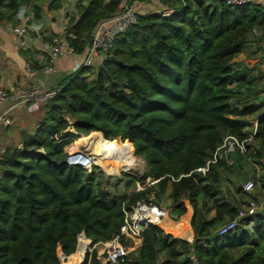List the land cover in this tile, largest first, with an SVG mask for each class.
<instances>
[{
    "label": "trees",
    "instance_id": "16d2710c",
    "mask_svg": "<svg viewBox=\"0 0 264 264\" xmlns=\"http://www.w3.org/2000/svg\"><path fill=\"white\" fill-rule=\"evenodd\" d=\"M146 1L79 0L61 33L40 34L44 41L62 38L82 54L100 21L114 16L123 2ZM158 1L169 14L138 13L96 70L80 66L49 88L59 91L46 103H35L43 114L34 130L20 132L19 144L2 149L0 264H60V257L69 258L66 264H101L95 250L75 256L85 246L82 241L80 247V234L92 245L108 242L120 233L125 209L140 201L161 206L167 193L173 222L188 220L187 202L192 207V240L148 223L140 245L118 264H264L263 209L218 233L247 205L250 199L242 195L258 201L238 184L233 193L220 190L222 172L251 155L249 145L231 164L219 160L199 171L225 136L248 134L249 122L242 118L264 105L233 103L241 88L251 90L246 78L251 68L235 70L233 60L246 51L249 35L257 45L264 42V5ZM44 7L57 10L61 0H0V23L18 25V12L25 9L32 13L31 25L41 20ZM22 52L30 60V51ZM46 62L29 66L42 71ZM256 121L252 141L258 160L264 157V112ZM91 132H101L118 152L132 149L143 158V176L130 177L142 190L110 195L99 187L98 166L88 171L67 163L65 148L71 144L68 151L76 152L78 139ZM120 241L129 246L124 236Z\"/></svg>",
    "mask_w": 264,
    "mask_h": 264
},
{
    "label": "built area",
    "instance_id": "2783aa9c",
    "mask_svg": "<svg viewBox=\"0 0 264 264\" xmlns=\"http://www.w3.org/2000/svg\"><path fill=\"white\" fill-rule=\"evenodd\" d=\"M227 5H241L245 3H256L257 0H223ZM164 15L169 14L170 11H163ZM137 10L135 6L130 2H123L121 10L114 16L100 21L93 30V37L91 43L86 47L83 52V58L79 61L74 69L80 66H91L94 56L97 53L105 54L113 45L115 39L129 27L137 22ZM17 17L20 23L18 25H7V30L12 32L18 39L19 44L22 47L27 46L26 35L31 31V26L28 23L32 20L33 16L31 12L20 9ZM38 39L42 42L45 48L48 49L49 59L45 66L42 68V72L51 74L56 71L54 61L59 58H65L74 53V50L68 43L59 37H53L51 41H44L43 35L39 34ZM29 62L26 65V70L30 75H34L36 71L29 66ZM59 91V88L42 90L40 87L31 86L28 88H19L15 91L14 95H10L7 90L0 87V105L5 101H12V107L24 106L32 103H46L52 99ZM9 108V109H10ZM9 109L0 111V129L8 127L12 124V119L9 116ZM256 124V123H255ZM256 132V127H253L251 135L247 134L243 139H239L233 135H227L223 138L222 143L216 148L212 157L206 162L203 168L199 171H206L211 163H216L219 160H224L226 163L231 164L233 162V155L235 153L244 154L248 150V145ZM2 149H0V153ZM68 153V152H67ZM87 157L82 151L75 153H68L67 163L70 165H80L88 171L91 169V164H88ZM152 184V183H150ZM136 190H142L143 186L139 182L136 183ZM244 191H253L255 184L253 180H248L242 185ZM257 205L255 200H248L247 205L241 208L237 216L226 222L219 228V235H224L228 231L234 229L237 222L242 217L252 215L256 212ZM156 215L161 218L163 215V208L150 205L145 202H136L128 209L124 210V222L120 227V233L113 237L112 240L101 243L104 246L105 262L104 264H118V261L125 257L127 253L123 247L120 236H124L126 239H139L140 232L143 227L148 223H154L151 221L152 216Z\"/></svg>",
    "mask_w": 264,
    "mask_h": 264
},
{
    "label": "crops",
    "instance_id": "0c3cea01",
    "mask_svg": "<svg viewBox=\"0 0 264 264\" xmlns=\"http://www.w3.org/2000/svg\"><path fill=\"white\" fill-rule=\"evenodd\" d=\"M256 3L264 5V0H257ZM133 5L136 6L135 2H133ZM144 8L146 7L144 6ZM74 12V5L68 7L65 0H61V7L57 10L49 11L46 7H44L41 20L33 21L30 25L31 31L25 37L27 43V46L25 47L20 46L19 39L12 32L7 30L6 27L9 24L0 23V87L7 90L10 95H14L15 91L19 88H28L31 86H37L42 90H45L54 87L67 73L74 70L76 64L82 60L84 53H73L65 58L57 59L54 61L56 71L51 74H46L35 68V70H37L36 73L34 75H30L26 70L28 61L31 62L33 66H35L36 63L40 67L48 59V49L45 48L42 42L38 39V35L41 32L45 35L50 32L61 33L67 21V17L72 16ZM138 13H148V11H138ZM248 40L251 41L248 42L246 48V52H249L246 61L249 64L244 66L243 69L251 68L250 73L257 70V73H259V75H257L258 81L262 79L261 82L264 83V67H262L264 66V42L257 45L256 42L253 41V35H249ZM26 49L30 51V60L27 59V53H25V55L24 52H22ZM242 54L244 53H241L238 56H241ZM103 58V53H97L94 56L93 63L91 65L93 70H96ZM233 62L234 64H237L239 61L235 58ZM241 66L242 64H237L235 69L241 70ZM250 76L254 77V75L251 74ZM263 94L264 92H260L251 99L255 100L256 97V99H258ZM11 105L12 101H5L2 105H0V111L9 109ZM263 107L264 105L262 108ZM42 114L43 107L40 104H27L24 106L10 108L9 116L12 119V124L8 127L0 129V148L4 149L5 145L11 143L19 144L20 132L33 131L37 120ZM255 123L257 124V121H255ZM187 204L189 203L187 202ZM189 205H186V211L190 207L192 217L193 209ZM160 207H162V205ZM189 233L193 234L191 226L190 231L187 234ZM82 236L87 239L84 234ZM88 240L89 241L86 242V244L91 242L90 239ZM140 243L141 238L137 239L135 249L140 245Z\"/></svg>",
    "mask_w": 264,
    "mask_h": 264
},
{
    "label": "rangeland",
    "instance_id": "374dc122",
    "mask_svg": "<svg viewBox=\"0 0 264 264\" xmlns=\"http://www.w3.org/2000/svg\"><path fill=\"white\" fill-rule=\"evenodd\" d=\"M208 2H213V3H219L220 0H207ZM79 2V0H65V3H67L68 7L74 5V9H75V5L76 3ZM144 2H135L136 6V10L138 11H150V12H158V11H168L165 10L166 8H163L164 6L161 5V3L158 0H148L146 1L144 4H141ZM144 6L146 8H144ZM162 11V12H163ZM249 42V41H248ZM251 42V41H250ZM247 47V46H246ZM244 54H242L241 56H237L236 59L237 61H239L237 64H242V66L240 67V69H243L244 66H246L247 64H249L246 60H247V55H249V52H242ZM237 64L233 65V68L235 69V66ZM264 67V66H262ZM248 69V68H247ZM236 70V69H235ZM254 75L253 76H250ZM257 75H259V73H257V70L254 71L253 73H249L246 75V78L248 80H250V84L247 85L248 87L251 88V90H245L244 88L240 89V94L236 95L233 98V103H237L239 106H242L244 103H248L251 104L252 103H257V102H261L264 100V94L256 99H251L254 95V93H258V90L261 88H263L264 83H262V79L258 81V77ZM260 93V92H259ZM244 94H247L244 96ZM238 101V102H237ZM35 104V103H32ZM264 112V107L259 110L257 112V114ZM257 114H253L250 116H245L242 119H244L245 121L249 122V125L246 127V132L251 135L253 128L252 127H256L255 124V118L257 116ZM253 125V126H252ZM28 132V131H27ZM31 132V131H29ZM81 137V136H80ZM82 139V138H81ZM79 141V139H78ZM118 141V140H116ZM106 142V147H107V151L108 154L111 157V160L114 164H116L117 166H123L125 163V160L127 158V155H130L131 157H133L134 159H136V165L134 167H126L123 166L118 174L116 175H111L108 173V171L105 169V167L103 166L101 159H99L98 157H94L91 160H88V164L92 165H96L98 166L101 170V172L99 173V187L104 189L106 192H108L110 195L112 194H124V193H129L131 191H133L134 189L137 188L136 184L133 181H130V177H133L134 179L136 177L140 178L141 176H143L144 172L147 169V164L146 162L143 160V158L141 156L135 155L132 149H129L126 153H120L116 150V146L114 143H112L111 141H108L105 139ZM119 142V141H118ZM80 144V141L78 142V146ZM71 145V144H70ZM70 145H68L65 149L66 151H68V147H70ZM83 149V148H82ZM78 151V150H77ZM76 151V152H77ZM68 153H75V150L72 148V152ZM130 153V154H128ZM249 153H252L251 155L247 156L245 159H241V161L237 160L234 164L232 163L233 168L230 171H226L224 170L223 173V182L221 185V192L223 193H228V191L230 192H235V184L237 185H241L246 183V181L248 180H253L255 182V188L252 191L253 196L256 195L258 197V201L256 202L257 205V211L262 210L263 209V213H264V205L262 204L261 206V202L264 203V188H262V183L264 182V157L262 159H256L254 157V153H255V146L253 141L251 140L249 142ZM115 156H118V158L120 159L119 161H116ZM241 165V166H240ZM137 182V181H136ZM147 182V180H146ZM147 184V183H146ZM169 191V188H168ZM168 193L165 194L164 198L162 199V208H165L168 215L170 212V201L167 198ZM241 196H238V199ZM243 199H251L250 197L252 196H243ZM186 202V201H185ZM261 206V207H260ZM213 213L209 214L212 215ZM170 219H167V214L165 212V210H163V217L160 219L159 226L162 227V229L166 230L168 233H172L175 237H181V238H186V239H190L192 240L193 234L189 233L190 231V226L189 225V221L191 216L189 217L188 220L185 221H181L180 223H176V226L173 227V219L172 217L169 215ZM129 241V246H124L123 247L126 249L125 252L127 253L126 256H129L130 253L135 249V245L137 242V239L135 240H131L128 239ZM82 241H85L86 244V240L83 238V236L81 237V242H80V247L82 245ZM79 247V249H80ZM95 250L97 253V257L99 258V261L101 264H104L105 262V251H104V246L100 243V244H96V245H92L91 242L89 244H86L84 246V250L83 252H79V250L76 253V257L82 255L84 253V251H93ZM57 253L58 255L61 256V252L59 247L57 248ZM68 257L66 258V260L62 259L60 257V264H66L68 263Z\"/></svg>",
    "mask_w": 264,
    "mask_h": 264
},
{
    "label": "bare ground",
    "instance_id": "6f19581e",
    "mask_svg": "<svg viewBox=\"0 0 264 264\" xmlns=\"http://www.w3.org/2000/svg\"><path fill=\"white\" fill-rule=\"evenodd\" d=\"M79 141L80 144L78 146V151H82L86 155L88 160H91L94 157H98L99 159H101L103 166L111 175L118 174L119 170L123 166L132 168L136 165V159L131 157L130 153H128L130 155H127V157H125L127 159L125 160L123 166H117L116 164H114L111 160L110 155L108 154L105 138L103 137L101 132H91L88 136L84 135ZM163 210L165 209L163 208ZM161 218L157 217L156 215H153L151 221L155 224H159ZM175 226L176 223L174 222L173 227Z\"/></svg>",
    "mask_w": 264,
    "mask_h": 264
},
{
    "label": "clouds",
    "instance_id": "9594fccd",
    "mask_svg": "<svg viewBox=\"0 0 264 264\" xmlns=\"http://www.w3.org/2000/svg\"><path fill=\"white\" fill-rule=\"evenodd\" d=\"M160 207V206H159ZM162 208V207H161ZM152 224H155V223H152ZM156 225V224H155ZM83 234V233H82ZM81 235V234H80Z\"/></svg>",
    "mask_w": 264,
    "mask_h": 264
},
{
    "label": "water",
    "instance_id": "95a60500",
    "mask_svg": "<svg viewBox=\"0 0 264 264\" xmlns=\"http://www.w3.org/2000/svg\"><path fill=\"white\" fill-rule=\"evenodd\" d=\"M81 235H83V234H81Z\"/></svg>",
    "mask_w": 264,
    "mask_h": 264
}]
</instances>
